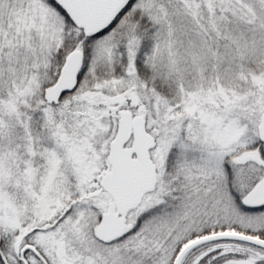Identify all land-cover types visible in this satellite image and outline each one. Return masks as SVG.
Returning <instances> with one entry per match:
<instances>
[{
    "label": "snow or ice",
    "instance_id": "obj_1",
    "mask_svg": "<svg viewBox=\"0 0 264 264\" xmlns=\"http://www.w3.org/2000/svg\"><path fill=\"white\" fill-rule=\"evenodd\" d=\"M0 264H264V0H0Z\"/></svg>",
    "mask_w": 264,
    "mask_h": 264
}]
</instances>
